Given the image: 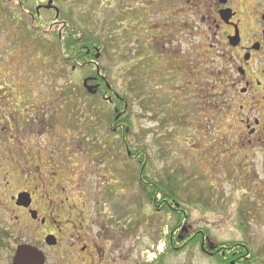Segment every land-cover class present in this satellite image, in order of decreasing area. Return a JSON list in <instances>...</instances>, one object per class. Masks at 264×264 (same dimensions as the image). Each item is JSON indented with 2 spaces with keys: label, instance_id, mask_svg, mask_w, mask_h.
Here are the masks:
<instances>
[{
  "label": "rangeland",
  "instance_id": "rangeland-1",
  "mask_svg": "<svg viewBox=\"0 0 264 264\" xmlns=\"http://www.w3.org/2000/svg\"><path fill=\"white\" fill-rule=\"evenodd\" d=\"M16 1L0 0V5L9 6L7 12L0 6V169H11V162L19 159L26 170L23 176L32 171L39 177L35 183L25 178L11 184L12 193L39 187L41 197L49 193L58 200L54 184L46 180L57 173L56 181L68 187L71 201L81 208L78 222L87 229L92 225V233L100 232L103 240L119 242L125 256H159L171 230L177 227L174 212L156 213L139 195L141 190L131 185L137 176L132 174L133 165L131 172L125 169L127 173H123L128 149L143 147L149 155L146 167L151 180L152 173L156 177L170 175L174 184L170 189L189 211L186 227L190 232L206 229L215 244L247 238L255 264H264V142L236 145L237 136L247 134L239 129L238 117H228V109L221 103L220 110L212 107V54L208 48H198L199 40L189 37L184 42L172 38L168 44L170 39L165 40L159 32L165 12L158 6L148 23L157 37L151 44L143 31L147 24L131 2L54 0L62 14L57 21L56 14L46 10L39 17L25 14ZM30 1L36 10L43 0ZM48 2L45 0L46 5ZM16 15L23 18L21 24ZM28 26H33V40L25 33ZM67 26L79 34L107 38L115 46L111 53L119 50L116 62L109 55V61L101 60V64L111 70L115 91L128 102L126 118L133 125L126 128L127 138L114 132L113 118L103 120L106 125L94 134L87 126H96V114L87 115L86 122L74 118L66 122V117L54 114L55 106L60 107L56 102L60 104L66 97L61 93L68 83L82 85L86 79L80 69L72 73L71 68H65L63 72V58L57 49L48 54L52 47L43 46V38L51 39L52 33L63 35ZM194 50H199V57ZM198 62L201 68L196 67ZM99 106L111 110L104 102ZM112 134L118 143L116 158L110 151L102 153L99 146ZM12 193L4 196L0 191L1 216L7 214L4 210L10 206ZM246 226L244 234L241 228ZM167 257L169 264H217L199 248ZM189 259L193 262L186 263Z\"/></svg>",
  "mask_w": 264,
  "mask_h": 264
},
{
  "label": "flooded vegetation",
  "instance_id": "flooded-vegetation-1",
  "mask_svg": "<svg viewBox=\"0 0 264 264\" xmlns=\"http://www.w3.org/2000/svg\"><path fill=\"white\" fill-rule=\"evenodd\" d=\"M121 2H131L135 6L137 15L142 16L140 20L147 24V30L143 31L151 44L157 37L156 32L148 28V23L158 6L165 12L164 26L159 32L165 40L170 39L168 44L172 38L184 42L189 37L199 40L198 48H208V52L212 54V107L220 110L221 103L222 106L226 105L228 117H238L239 129L247 134L237 136L239 141L236 145L247 147L255 145L256 140L264 142V0ZM39 5L45 6V0ZM44 10L43 8L42 11ZM194 51L196 57H199V50ZM168 55H172L171 51ZM196 67L201 68V62ZM197 72L201 73V70ZM90 85L99 86L98 93L101 92L103 101L119 115L113 128L120 138L125 126L121 122L125 110L115 99L125 102L124 97L114 92V87L107 80L106 89L97 81ZM11 163V169L8 170L5 166L0 169V191L4 196L12 193L11 184L25 178L35 183L39 177L33 176L32 171L28 177L27 174L23 176L26 170H23L19 159ZM37 171H41V168L38 167ZM57 176V173L52 177L48 175L46 180L54 184L58 200H54L49 193L41 197L39 187L38 190L28 187L14 191L9 196L10 206L4 210L7 214L0 215V264H14L21 248L32 249L31 252L38 256L40 263L44 260L43 264H169L168 257L149 259L148 256H125L119 242L103 240L100 232L93 234L92 225L87 229L84 223L77 221V217L81 216L78 215L81 208L71 201L72 195L68 193V187L56 181ZM43 187H47L46 183ZM22 193L29 194L31 203L28 207L17 203ZM155 206L158 213L170 214L169 198H162ZM182 232L189 234L185 227ZM206 253L213 259L214 252L207 250ZM192 262L189 259L186 263Z\"/></svg>",
  "mask_w": 264,
  "mask_h": 264
},
{
  "label": "trees",
  "instance_id": "trees-1",
  "mask_svg": "<svg viewBox=\"0 0 264 264\" xmlns=\"http://www.w3.org/2000/svg\"><path fill=\"white\" fill-rule=\"evenodd\" d=\"M15 1L16 0H12V2ZM16 2L18 3L20 10L24 11L25 14H29L31 16V13L32 14L36 13V10L33 9L30 0H18ZM0 6L2 11L4 10L5 12H7L9 6L6 5V3H3ZM15 19L19 22V24L23 22V18H21L19 15H16ZM33 26L31 28H29L28 26V29L25 32L28 35V39L31 38L32 40H33V36L35 35V33L32 30ZM67 28L64 27L63 31L65 32L62 33L63 35L60 34L56 35L52 33L50 34V36L53 35L51 39L47 40L46 38H43V43H44L43 46L45 47L47 46L48 48L52 47L51 51L48 52V54L53 53V50L57 49L60 57L63 58V64H64L63 72H66L65 68H71L72 73L77 72V70L79 69L82 70L84 78L91 79L90 82H88L89 86H94L90 84L94 81L95 82L97 81L98 83H101L102 88L106 89L105 87L106 80L111 85H114L112 83L113 81H111L112 78L111 70L105 65H102L101 60L107 59V61H109L107 57L111 55L113 59L112 62H116V55L118 54L117 52L119 50L117 52L114 51L113 53H111V51H113L112 49L115 46L112 47V42L107 41L106 40L107 38H104V40H102L99 37L96 38L92 35H87V33L85 32L83 33L80 32L79 34L75 31H72V28H70V26H67ZM71 31L73 32V35L70 33ZM54 35H56L57 39L55 38ZM109 38H110L109 40L114 39L111 37ZM146 39L148 40V38ZM56 42L58 43V47L53 48V45ZM51 43L53 45L50 46ZM118 44L119 42L117 43L116 41L117 46ZM97 55H100V57L97 58ZM91 61H94V63ZM73 68L76 69L73 70ZM85 80H82L83 82L82 85H80L79 83L75 85H72L71 82L68 83L67 87L64 88L65 90L62 91L63 93H61L63 98L64 96L66 97L63 100H61L60 104L56 102V105L60 107L59 109H57V106H55L54 114L58 112L61 115V117H66L63 118L64 120L68 118L67 120L71 121V119L74 118V120H78V121L80 119H84L85 122L88 119L87 115L94 116L96 114L97 116L96 115L94 116L97 118V119L95 118L96 126L92 124H89V126H87V131L91 132V130L93 129L94 134H96L101 127L106 125L104 121L107 122V119H111V118H113V120L116 121V118H118L119 115H117L114 112L113 108H110L111 110L109 111H105L101 106H99L100 103L103 102L101 98V92L98 93V95H91L84 85ZM131 88L133 91H135L134 87ZM137 96H139L140 99L143 98L140 93ZM87 98H90V101ZM115 100L117 104H119L123 108V110H125L124 115L122 117L123 119L121 121L126 125L124 126V129L122 131L123 138L125 139L128 136V134L125 132L127 130L126 128L133 125L130 118L129 117L126 118V111L127 108H129L128 102L119 101L118 99ZM143 101L146 102V100ZM144 109H146V107H144ZM108 112H110L109 115ZM3 117H5L6 120L8 119V116L7 117L3 116ZM98 119H99V123H97ZM100 121L103 123V125L100 123ZM2 123H3V118L0 119V125ZM90 134L91 133H89L88 135L92 136ZM114 137L115 135L113 134L106 136V138L103 141L104 143L103 144L100 143L99 146H102V149L100 150L102 153H104V151L106 153L110 151V153L114 155L113 158H116L115 155H119L117 153L118 150L116 148L118 143L114 141ZM107 138L110 139L112 142L107 140ZM125 147L126 145L124 146V148ZM126 148L128 149L129 147ZM134 149L135 150L131 149L133 152L132 154L133 158L127 155L128 161H126L127 163L124 166L123 173H127L125 169L131 172L130 170L131 165H133L134 167L132 166V168L134 172H132V174L134 175L136 173L135 175L137 176L134 175L135 177L131 180V185L134 188L137 187V189L139 188L141 190V193L139 192V195L141 196L143 195L146 198V200L148 201V205L154 208L153 210L156 213L158 212L155 210L156 208L155 204L158 203L160 200L162 201V198H169L170 210H168V212L170 211L171 214L172 212H174V216L176 218L177 227L176 229H172L171 233L168 235L167 249L165 253L160 256L167 257L169 254H176L178 252H181L182 250L199 248L200 252H202L208 258L209 255H207L206 251L209 250L214 252L213 259L215 261H218L219 264H255L256 257L252 251V248L250 247L247 238L243 241L231 240L228 242L215 244L211 239L210 233L206 229L193 230L191 232L188 229L189 234L188 235L184 234L182 232V228L188 225V220L190 219V215H189V211L187 209H184L182 205L179 203V199L177 198L176 195L177 193L170 189V187L174 185L173 182L170 179H168L170 178V175L168 176V178L164 174L163 177H156L155 173H152L154 176V179L152 181L150 178L152 175H150L148 168L146 167L147 166L146 164L149 162V157H148L149 155L145 152L146 150H144L143 147H138ZM143 167L145 168V170ZM120 174L122 173L120 172ZM143 176H147L149 180L143 178ZM191 202L193 204L197 203V201L195 202L193 200H191ZM241 229L243 230L244 234L248 232L247 226L242 227Z\"/></svg>",
  "mask_w": 264,
  "mask_h": 264
},
{
  "label": "water",
  "instance_id": "water-1",
  "mask_svg": "<svg viewBox=\"0 0 264 264\" xmlns=\"http://www.w3.org/2000/svg\"><path fill=\"white\" fill-rule=\"evenodd\" d=\"M52 8H53V0H50L47 9H52ZM39 11H40V8L37 9V12ZM99 57L100 55H97V58ZM89 81L90 80L85 81V87L87 88L90 94L95 95L97 93L98 87L88 86ZM17 203L19 206L28 207L31 203V201L29 200V194L27 193L20 194ZM31 251L32 249L30 248H21L18 252V255L16 257L14 264H43L44 260L41 261L40 263V261L38 260V256L34 255Z\"/></svg>",
  "mask_w": 264,
  "mask_h": 264
}]
</instances>
